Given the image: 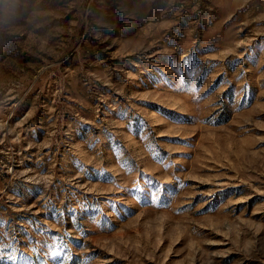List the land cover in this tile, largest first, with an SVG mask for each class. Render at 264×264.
<instances>
[{"label": "rangeland", "instance_id": "obj_1", "mask_svg": "<svg viewBox=\"0 0 264 264\" xmlns=\"http://www.w3.org/2000/svg\"><path fill=\"white\" fill-rule=\"evenodd\" d=\"M0 264H264V0H0Z\"/></svg>", "mask_w": 264, "mask_h": 264}]
</instances>
